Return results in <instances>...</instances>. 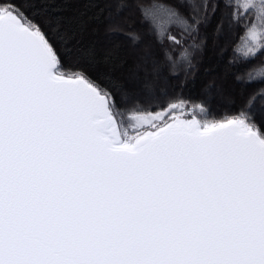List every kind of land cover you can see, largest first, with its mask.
<instances>
[{
    "label": "snow or ice",
    "instance_id": "obj_1",
    "mask_svg": "<svg viewBox=\"0 0 264 264\" xmlns=\"http://www.w3.org/2000/svg\"><path fill=\"white\" fill-rule=\"evenodd\" d=\"M213 20L264 83V0H0V264H264V88L159 84Z\"/></svg>",
    "mask_w": 264,
    "mask_h": 264
},
{
    "label": "trees",
    "instance_id": "obj_2",
    "mask_svg": "<svg viewBox=\"0 0 264 264\" xmlns=\"http://www.w3.org/2000/svg\"><path fill=\"white\" fill-rule=\"evenodd\" d=\"M148 4L150 0H142ZM137 18L139 14L137 13ZM215 20L205 29H201V36H206V45L202 51L193 52L192 67L187 68L183 64H178L176 71L179 74L177 78L169 79L167 85L163 79L159 81L161 87L167 86L169 97L179 95L183 99L192 103H199L204 98V89L209 84H214L215 87L211 90L210 99L211 110L219 115L228 108L229 99H235L237 104L240 103V95L245 96L257 88H264V83H257L245 87L235 81L232 73H237L247 78L246 72L249 65L243 63L238 64L233 68L229 65V60L233 58L231 51V38L227 35L221 39H215L213 29ZM135 28L139 31L141 25L137 22ZM123 45L125 51H131L128 47L131 42L125 37H116ZM264 60V57L258 58V61ZM170 71L165 67L164 72ZM130 87L139 88L138 84L130 85ZM165 103L164 100L159 101Z\"/></svg>",
    "mask_w": 264,
    "mask_h": 264
},
{
    "label": "rangeland",
    "instance_id": "obj_3",
    "mask_svg": "<svg viewBox=\"0 0 264 264\" xmlns=\"http://www.w3.org/2000/svg\"><path fill=\"white\" fill-rule=\"evenodd\" d=\"M189 103H192V102H189Z\"/></svg>",
    "mask_w": 264,
    "mask_h": 264
}]
</instances>
